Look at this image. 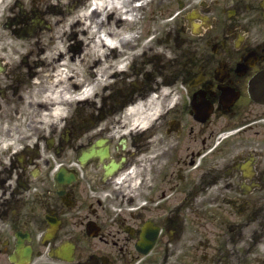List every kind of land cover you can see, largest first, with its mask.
<instances>
[{"label":"flooded vegetation","instance_id":"flooded-vegetation-1","mask_svg":"<svg viewBox=\"0 0 264 264\" xmlns=\"http://www.w3.org/2000/svg\"><path fill=\"white\" fill-rule=\"evenodd\" d=\"M55 3L0 0V264H264V0L181 2V54L164 92L145 86L157 104L118 90L103 110L110 131L83 146L106 139L108 156L84 166L70 131L13 122L21 69L36 59L12 60L11 26L34 17L37 36ZM141 109L147 120L133 123Z\"/></svg>","mask_w":264,"mask_h":264},{"label":"bare ground","instance_id":"bare-ground-1","mask_svg":"<svg viewBox=\"0 0 264 264\" xmlns=\"http://www.w3.org/2000/svg\"><path fill=\"white\" fill-rule=\"evenodd\" d=\"M143 1L145 2V0H88L83 9L70 13V16L76 14L73 25L70 27L71 33L68 34L70 30L65 24L55 31L52 50L57 51V54L53 57L51 65L54 75H46L44 67L39 71L41 75L46 76L36 90L37 104L42 109L43 115L55 118L64 112V108L56 103H65V97H67L66 104L70 105V99L74 94L82 95L90 90H97L106 80L109 82L108 78L105 79L102 76L98 78L100 63L101 71L106 76L110 73L115 75L125 72L124 63L127 57L132 56L134 48V29L138 20L136 11L140 10L136 8V4H142L143 7L146 4ZM156 9H159L158 5ZM148 19L150 26H155L156 20L158 21L157 16ZM74 27L77 29H73ZM60 34L66 38L61 36L60 40ZM70 35L76 38L75 42L80 41L77 48L70 47ZM88 61H92L93 67L91 65L89 67L93 74L89 75L90 79L81 78L78 69ZM60 70H64L67 78H59L62 74ZM47 79L49 82L46 81ZM82 81L87 86L82 92H77L82 86ZM157 91L163 92L164 89L159 88ZM47 95L55 98L53 103L45 102ZM155 104H157L156 99L150 96L136 105L146 108ZM145 113L147 117L148 113Z\"/></svg>","mask_w":264,"mask_h":264},{"label":"rangeland","instance_id":"rangeland-1","mask_svg":"<svg viewBox=\"0 0 264 264\" xmlns=\"http://www.w3.org/2000/svg\"><path fill=\"white\" fill-rule=\"evenodd\" d=\"M158 1L159 0H153V2H151L150 4H149V6H147L146 7V9H144L143 10V12H142V16H144L142 19H141V22H140V27L142 28V30H144L145 31V27H147L148 26V23H149V20L147 21V19L148 18H152L153 16H160L159 17V19H160V21H162V20H165V18H167L169 15H171L172 13H174V11H175V0H163L164 2H163V6L164 7H162V4H160V3H158ZM162 1V0H161ZM156 5H158L159 6V9L157 10L156 9ZM82 8V6H80L78 9H81ZM163 9L162 10V15H158L159 14V11H160V9ZM75 16H76V14H74V15H72L71 17H70V15L69 16H66V18L65 19H61V18H59V19H61L62 20V22H59L58 24H57V26H54L52 29H50L51 30V34L52 33H55V31L56 30H58L59 29V27L61 26V24H64V21L65 20H69V25H73V22H74V18H75ZM162 25H161V22H160V24L159 25H157V27H156V29H151V31H153L151 34L153 35L154 33H156V36H160L163 32H164V28H162L161 27ZM73 29H77V27H74ZM50 30L48 31V32H46V33H49L50 32ZM171 31V30H170ZM70 33H71V29H70ZM144 37H145V35H144ZM144 37L142 38V39H134V44H133V46H134V49H132L133 50V52H132V55H134V58H135V65H138V69H139V71H149V72H151V73H153L154 71H153V64L152 63H150V64H146V63H144V66L142 65L141 66V62L143 61V58L142 57H140V52H141V48H142V45H143V41L145 40L144 39ZM150 37V36H149ZM136 38V37H135ZM43 42H45V46H46V48H49V46H50V38H44L43 39ZM72 43H73V41H72ZM20 45V44H19ZM41 46H43L42 44L40 45V47ZM159 48V47H158ZM36 49L37 48H35V51H36ZM159 50V49H158ZM18 51H19V53H24L25 51H23L21 48H18ZM160 51V50H159ZM56 54H57V51H54V54H53V56H52V50H49L48 51V53H47V55H46V57H45V62L48 64L50 61H51V56H52V58L53 57H56ZM128 61H130V59H128ZM91 62L92 61H88V62H86V63H84V65H81L80 67H79V69H78V67L76 68V70L78 69V72H79V74H82V75H84V77H85V79H90V78H88V76L85 74L86 73V71H88V69H89V66L91 65ZM161 63H162V61H161ZM100 65H101V63L99 64V72H98V75H99V79H100V77L102 76V77H104V74H103V72L101 71V68H100ZM97 69V68H96ZM95 69V70H96ZM146 69V70H145ZM161 73H164L165 74V71L163 70V69H161ZM166 75V74H165ZM124 78L125 79H127V80H138V81H143V72L142 73H139V76H138V78H136L135 77V75L133 74V73H127L125 76H124ZM119 79V78H118ZM155 79H159V81H162V78L160 77V76H158V74H156V76H155ZM114 80V79H113ZM112 79H110V81L112 82L113 81ZM145 89H144V92L143 93H145ZM140 93H136V94H134V97H137L138 95H139ZM85 110L86 109H84V114H85ZM97 112L96 111H94V114H96ZM32 126H35V124H32L28 129H26L28 132L30 131V128L32 127Z\"/></svg>","mask_w":264,"mask_h":264}]
</instances>
